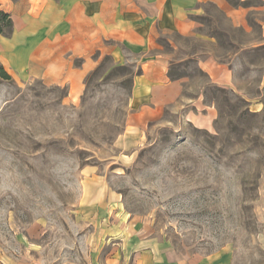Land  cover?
<instances>
[{
  "label": "rangeland",
  "instance_id": "1",
  "mask_svg": "<svg viewBox=\"0 0 264 264\" xmlns=\"http://www.w3.org/2000/svg\"><path fill=\"white\" fill-rule=\"evenodd\" d=\"M208 11L197 20L217 47L172 35L174 51L161 37L174 59L200 51L228 56L248 39ZM247 60L263 64V54ZM104 64L87 77L77 104L66 102L67 89L24 82L4 67L11 78L0 77V253L29 264H105L128 228L147 224L180 256L264 264L256 211L264 186L263 69L246 64L226 101L213 97L196 63L183 66L189 81L181 100L132 150L120 137L138 67L113 58ZM199 93L211 112L208 125L188 118L207 115L190 103Z\"/></svg>",
  "mask_w": 264,
  "mask_h": 264
},
{
  "label": "crops",
  "instance_id": "2",
  "mask_svg": "<svg viewBox=\"0 0 264 264\" xmlns=\"http://www.w3.org/2000/svg\"><path fill=\"white\" fill-rule=\"evenodd\" d=\"M235 1L239 4L228 0H0V9L11 14L14 23L9 37L0 35V64L24 82L40 80L67 89L70 104L80 101L87 77L106 56L118 65L137 64L141 74L133 78L130 112L120 137L123 148L133 150L141 145L150 125L182 98L189 77L172 80V64L193 59L211 83L230 90H237L240 70L246 64L264 72V0L261 5ZM210 8L231 29L245 31L248 39L235 44L228 56L200 51L174 59L160 44L161 37L169 38L174 51L178 46L170 40L172 35L209 41L217 47L218 39L203 33L204 24L197 20L207 16ZM240 52L244 56L234 61ZM258 52L263 54V64L247 60ZM190 103L207 114L188 113L190 121L208 125L211 112L206 110L204 95L199 93ZM256 211L264 222V186ZM150 228L147 224L128 228L126 240L109 253L105 264H212L216 257L180 256L160 236L148 233ZM0 264L29 263L0 253Z\"/></svg>",
  "mask_w": 264,
  "mask_h": 264
},
{
  "label": "trees",
  "instance_id": "3",
  "mask_svg": "<svg viewBox=\"0 0 264 264\" xmlns=\"http://www.w3.org/2000/svg\"><path fill=\"white\" fill-rule=\"evenodd\" d=\"M228 1L234 5L239 4L235 0H228ZM13 28H14V23H13L11 14L7 13L3 9H0V35L9 37L13 32ZM159 42L161 45L167 46L166 43L165 44L162 43L161 38L159 39ZM111 59H112L111 57L106 56L103 59V61L100 63V65L88 76V79L91 77L99 75L102 68H103V65H105L104 63L110 61ZM191 63H196V61L193 59H188V60L181 62L179 64H172L170 71H169L170 78L172 80H179L181 77L185 76V74L183 72H180V69L183 66L186 67ZM126 67L127 66H122L124 71L127 69ZM199 73H200L201 77H205V78L209 79L208 75L206 73H204L203 71H201L200 69H199ZM140 74H141V69L139 68L135 73H133V78L136 75H140ZM0 77L4 78V79H10L11 78V76L5 71V69L2 65H0ZM132 81H133V79H132ZM209 83H210V88H212L211 93L213 94L214 98H217L218 97L217 95H221V97L225 98V100L228 101L229 100V94H234V92L232 90L218 87L217 85L211 83L210 81H209ZM205 96H207V93H205ZM241 100H243V99H241ZM243 102H244V100H243ZM216 104H217L218 109L220 110L219 104L217 102H216ZM197 131H200V130H197ZM212 137L215 138V136H212Z\"/></svg>",
  "mask_w": 264,
  "mask_h": 264
}]
</instances>
